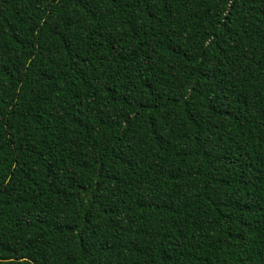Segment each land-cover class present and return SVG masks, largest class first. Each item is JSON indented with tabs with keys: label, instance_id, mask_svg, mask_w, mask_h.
Returning <instances> with one entry per match:
<instances>
[{
	"label": "trees",
	"instance_id": "1",
	"mask_svg": "<svg viewBox=\"0 0 264 264\" xmlns=\"http://www.w3.org/2000/svg\"><path fill=\"white\" fill-rule=\"evenodd\" d=\"M0 264H264V0H0Z\"/></svg>",
	"mask_w": 264,
	"mask_h": 264
}]
</instances>
